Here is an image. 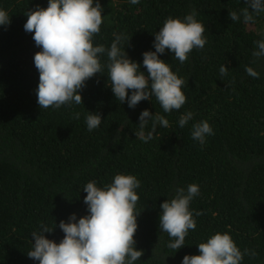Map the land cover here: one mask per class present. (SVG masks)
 Wrapping results in <instances>:
<instances>
[{
	"label": "trees",
	"instance_id": "16d2710c",
	"mask_svg": "<svg viewBox=\"0 0 264 264\" xmlns=\"http://www.w3.org/2000/svg\"><path fill=\"white\" fill-rule=\"evenodd\" d=\"M47 3L0 0V9L11 20L0 25V264H39L27 256L32 232L41 224H55L45 236L59 243L64 236L59 222L67 223L73 213L77 220L88 214L84 186L95 181L104 188L117 174L140 181L135 247L143 255L135 264H181L185 255L199 254L198 244L225 232L241 252L248 249L241 264H264V57L252 55L255 42L264 40V13L253 14L254 22L245 23L242 15L233 22L229 12L239 15L247 7L245 0H140L135 5L99 0L104 19L94 45L107 49L115 34L131 37L124 50L145 75L142 53L155 51L154 34L167 18L183 20L195 9V18L205 26L204 48L193 49L183 64L168 50L159 56L187 81L182 89L185 105L165 113L152 97L129 108L114 97L105 67L86 81L81 105L40 109L33 61L40 48L23 25L29 10ZM100 60L106 65L107 54ZM221 65L228 68L225 76ZM247 67L259 78L249 76ZM144 109L170 124L158 125L148 142L135 135ZM189 111L193 119L181 128L178 121ZM88 112L102 118L92 131L85 122ZM203 120L214 135L200 144L191 129ZM189 184L200 189L189 206L196 228L175 251L168 247V234L159 229L160 204Z\"/></svg>",
	"mask_w": 264,
	"mask_h": 264
},
{
	"label": "clouds",
	"instance_id": "9594fccd",
	"mask_svg": "<svg viewBox=\"0 0 264 264\" xmlns=\"http://www.w3.org/2000/svg\"><path fill=\"white\" fill-rule=\"evenodd\" d=\"M135 5L140 0H130ZM247 7L237 12H229V18L235 22L242 15L245 23L254 22L253 14L264 13V0H245ZM251 9V10H250ZM99 0H48L47 7H36L27 12L23 25L25 32L32 33L35 45L40 48L33 61L39 73L36 88L39 108H60L63 105L83 103L81 90L86 81L107 68V77L111 81L112 93L119 103L135 108L139 102L151 100L159 103L165 113L179 111L187 97L182 91L187 81L178 77L169 65L159 56L165 50L174 54L181 64L188 60L193 49H203L207 40L205 26L195 17V9L183 20L167 18L159 31L154 34L155 51L142 53L143 67L147 75L140 71L141 65L131 60L124 43L129 44L127 35L115 34L110 48L94 45V37L100 34L104 15ZM11 23L7 11L0 9V25ZM257 50L252 55L257 59L264 57V40L255 42ZM107 54V64H102L100 56ZM222 76L228 74V68L221 65ZM253 78L259 73L252 67L245 69ZM131 90V95H129ZM80 113L75 114L79 119ZM193 119V113L181 115L178 124L181 128ZM102 118L99 113L85 117L88 131L98 128ZM151 121V129L146 127ZM170 127L169 121L160 114H152L144 109L139 115V131L135 135L148 142L154 138L157 126ZM214 135L206 121L192 125L191 137L200 144L207 136ZM140 181L134 175L117 174L104 188L97 187L95 181L88 182L83 191V202L88 214L77 220L73 213L68 222L61 220L58 227L64 233L59 243L48 239L45 233H52L54 227L40 225L39 231H33L34 241L27 256L39 264H135L143 255L137 250L135 234L138 229L137 211L139 196L136 189ZM200 193L197 184H189L187 190L177 188L171 200L160 204L159 229L168 234L171 241L168 247L177 251L185 246V238L190 230H195L196 221L190 211V203ZM202 213L196 212L199 216ZM198 255H185L181 264H241L244 255L249 254L237 247L228 233H216L207 242L197 245ZM255 257L256 253L251 252Z\"/></svg>",
	"mask_w": 264,
	"mask_h": 264
}]
</instances>
